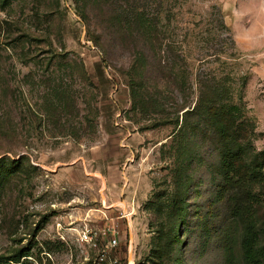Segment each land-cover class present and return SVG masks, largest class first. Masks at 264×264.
<instances>
[{"label": "rangeland", "instance_id": "obj_1", "mask_svg": "<svg viewBox=\"0 0 264 264\" xmlns=\"http://www.w3.org/2000/svg\"><path fill=\"white\" fill-rule=\"evenodd\" d=\"M249 226L264 0H0V259L244 264Z\"/></svg>", "mask_w": 264, "mask_h": 264}, {"label": "trees", "instance_id": "obj_2", "mask_svg": "<svg viewBox=\"0 0 264 264\" xmlns=\"http://www.w3.org/2000/svg\"><path fill=\"white\" fill-rule=\"evenodd\" d=\"M143 53V52H141ZM144 56V55H143ZM231 105V109H236L238 110V107L235 104H230ZM229 113L232 114V111H229ZM236 146L240 147L241 149L239 151H241L240 153H237L235 155V158L233 159V157H231L230 154L227 153V157L223 158L222 162L224 164V168H225V177L227 178L230 175V172L233 171L235 169V163L238 161V163L240 161H244L243 158H246L247 155V151L244 148V145L242 142L240 141H236ZM243 148V149H242ZM243 155V157H242ZM20 161L15 160L12 162V167H17L19 165ZM259 167L256 165H250L247 166V171H250L251 174L255 175L254 172L258 169ZM252 176V175H251ZM250 178V177H249ZM237 183H239V185H241L242 183L239 181H235V183L233 184L234 187H237ZM230 184V183H229ZM239 191H241L240 188H238ZM233 210H236V208H233ZM250 228H247L244 231V234L242 236V242H241V251H242V258L244 260V264H264V242L262 240V235H263V231L262 230H256L254 229V227L249 226ZM152 254L153 257L155 259H157L160 263H162L161 261L163 260V253L161 250H159V248H153L152 250ZM13 262H18V258L13 261ZM158 262L153 263V264H160ZM0 264H11L8 261H4L2 259H0Z\"/></svg>", "mask_w": 264, "mask_h": 264}]
</instances>
